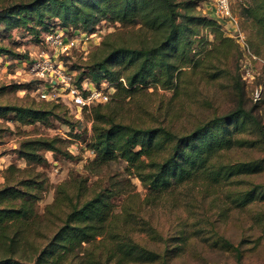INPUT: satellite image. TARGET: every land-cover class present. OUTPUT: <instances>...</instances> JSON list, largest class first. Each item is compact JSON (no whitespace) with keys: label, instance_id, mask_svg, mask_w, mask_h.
<instances>
[{"label":"trees","instance_id":"obj_1","mask_svg":"<svg viewBox=\"0 0 264 264\" xmlns=\"http://www.w3.org/2000/svg\"><path fill=\"white\" fill-rule=\"evenodd\" d=\"M198 3L199 0H27L0 9L2 30L9 33L21 30L40 43L44 34L54 29L64 30L68 35L76 31L91 33L102 22L116 26L138 24L154 37L139 46H114L98 60L70 65V70L76 71V84L89 80L99 87L102 82H109L115 90L108 102L89 108L92 134L85 143L94 152L92 158L83 166V172L71 171L67 179L56 184L54 199L44 206L42 217L37 202L47 189L48 176L36 170V166L46 163V151L64 159L77 157L70 150V141L58 134L26 137L13 149L25 165L12 162L2 171L0 264H28L21 253L26 247L34 246L33 234H41L38 229L41 218L48 214L58 222L47 218L56 226L39 253V262L69 260L71 264V259L81 252L89 259L74 264H99L100 253L115 258L118 264L153 260L152 254H143L125 242L122 235L123 221L133 216V207L126 205L135 196L130 177L138 179L152 198H156L192 181L225 186L241 175L264 170V157L219 160L225 151L251 147L258 142L241 137L257 129L258 123L251 111L240 104L184 134L160 125L143 126L117 120L110 108L111 102L119 104L143 88H173L181 68L199 64L195 49L203 41L206 45L216 44L220 53L227 40L234 41L224 34L220 21L200 13ZM237 17L240 26L244 20L264 37V0H240ZM246 43L249 44L247 38ZM204 50L203 58L210 54ZM0 56L16 61L25 58L24 54L1 44ZM33 83L15 86L25 89ZM0 121L47 127L59 122L69 127V134L79 136L74 131L75 123L55 101L0 103ZM5 132L6 128L0 126V138ZM118 161L124 163L123 172L128 177L109 172L110 163ZM94 176L96 179L92 180ZM122 196V201L117 203ZM229 200L233 208H244L255 200L264 201V183H252L246 189L233 191Z\"/></svg>","mask_w":264,"mask_h":264},{"label":"rangeland","instance_id":"obj_2","mask_svg":"<svg viewBox=\"0 0 264 264\" xmlns=\"http://www.w3.org/2000/svg\"><path fill=\"white\" fill-rule=\"evenodd\" d=\"M21 1L27 0H0V9ZM208 7L209 0H199L197 9L200 13L209 15ZM231 9L237 16L240 0H231ZM192 11L198 13L196 9ZM240 27L244 40L247 38L249 41V51L228 34L226 36L234 41L227 40L221 53L216 50V44L206 45L203 41L195 49L199 64L181 68L173 88H143L119 104L111 102L110 108L117 120L143 126L160 125L177 134H184L208 118L224 114L240 104L251 111L258 123L257 129L253 128L241 137L258 142L251 147L225 151L219 160L228 162L264 157V37L244 20H241ZM100 28L103 32L100 40L88 38L85 43H78L72 48L68 55L57 54L21 30L9 33L0 27V44L24 54L25 61L36 59L39 53L45 51L56 63L70 69V65L75 63L83 65V62L98 60L114 46H139L154 38L138 24L116 26L102 22ZM202 49L210 51L208 57H202ZM31 80L19 60L0 56V103L44 102L33 91L35 83L25 89L15 86ZM55 103L61 104L62 110L75 123L77 129L74 131L78 137L69 134V127L59 122H55L54 127H47L42 124L18 126L0 121V126L6 128L0 138V156L7 155L0 160V183L3 181L2 171L7 165L12 162L22 167L25 165L13 149L26 137L58 134L70 141V150L77 157L74 160L64 159L46 151V163L36 166V170L48 176L47 189L37 202L40 217L44 215V206L54 199L56 184L67 179L71 171L83 172V166L92 158L85 143L92 134L90 111L76 109L66 98ZM123 167L122 161L112 162L108 170L110 173H122V178L128 177ZM130 181L134 185L132 192L135 196L126 205L133 207L131 211L134 217L123 221L122 235L125 242L134 245L143 254H152L154 259L125 264H264V201L255 200L244 208H233L229 200V193L233 191L246 189L252 183H264V170L241 175L225 186L192 181L156 198H152L138 179L130 177ZM123 198L116 200L117 203ZM47 218H52L56 224L58 222L50 214L41 218L38 228L41 234H33L34 246L22 251V259L28 264H68L69 260L60 263L39 262V253L56 226ZM88 259L81 252L71 259V264L77 260L83 263ZM98 259L99 264H118L108 254L100 253Z\"/></svg>","mask_w":264,"mask_h":264},{"label":"built area","instance_id":"obj_3","mask_svg":"<svg viewBox=\"0 0 264 264\" xmlns=\"http://www.w3.org/2000/svg\"><path fill=\"white\" fill-rule=\"evenodd\" d=\"M208 9L210 10L209 15L225 26L224 34L234 37L245 50L249 51L239 20L232 12L231 0H209ZM102 36L100 26H97L94 32L76 31L73 35H68L66 31L57 28L44 34L42 44L53 49L57 54L68 55L78 43H85L88 38L98 41ZM20 63L27 69L31 81H35L33 91L39 98L46 101L66 98L80 111L89 110L92 105L105 104L115 90L109 82H102L99 87L89 80H83L80 85L76 84L74 80L76 71L67 69L61 63H56L45 51L39 53L36 59L23 60ZM74 144L78 145V143ZM87 151L90 155L94 154L92 149Z\"/></svg>","mask_w":264,"mask_h":264},{"label":"crops","instance_id":"obj_4","mask_svg":"<svg viewBox=\"0 0 264 264\" xmlns=\"http://www.w3.org/2000/svg\"><path fill=\"white\" fill-rule=\"evenodd\" d=\"M4 156H7V155L0 156V160H2ZM42 165H44V163L43 164H40L38 166H42Z\"/></svg>","mask_w":264,"mask_h":264}]
</instances>
